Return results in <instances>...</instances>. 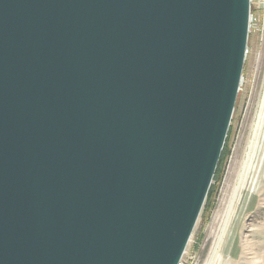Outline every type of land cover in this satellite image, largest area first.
Returning <instances> with one entry per match:
<instances>
[{
    "label": "water",
    "instance_id": "1",
    "mask_svg": "<svg viewBox=\"0 0 264 264\" xmlns=\"http://www.w3.org/2000/svg\"><path fill=\"white\" fill-rule=\"evenodd\" d=\"M251 21L252 0H0V264H181Z\"/></svg>",
    "mask_w": 264,
    "mask_h": 264
},
{
    "label": "rangeland",
    "instance_id": "2",
    "mask_svg": "<svg viewBox=\"0 0 264 264\" xmlns=\"http://www.w3.org/2000/svg\"><path fill=\"white\" fill-rule=\"evenodd\" d=\"M263 101L264 0H252L248 53L226 140L227 155L181 264H264Z\"/></svg>",
    "mask_w": 264,
    "mask_h": 264
},
{
    "label": "trees",
    "instance_id": "3",
    "mask_svg": "<svg viewBox=\"0 0 264 264\" xmlns=\"http://www.w3.org/2000/svg\"><path fill=\"white\" fill-rule=\"evenodd\" d=\"M226 140H227V139H226ZM226 144H227V141H226V143H225V147H224V149H223V151H222V154H221V157H220V160H219V164H218V167H217V170H216V173H215L214 179H218L219 176H220L221 169H222V164H223V162L225 161V157H226V155H227ZM212 193H213V186H211L207 198H209V196H210Z\"/></svg>",
    "mask_w": 264,
    "mask_h": 264
},
{
    "label": "bare ground",
    "instance_id": "4",
    "mask_svg": "<svg viewBox=\"0 0 264 264\" xmlns=\"http://www.w3.org/2000/svg\"><path fill=\"white\" fill-rule=\"evenodd\" d=\"M262 108H264V101H263V104H262ZM224 147H225V145H224ZM249 161H250V159L248 158L247 159V161H246V163H245V167H244V172H243V174H242V178H241V181H240V183H239V187H237V190L240 188V186L242 185V182H243V177L245 176V174H246V171H247V169H248V167H249ZM212 186V185H211ZM238 192V191H237ZM238 194V193H237ZM237 194L235 195V198L233 199V202H232V205L234 204V202H235V199H236V197H237ZM232 212V211H231ZM230 216V215H229ZM227 224V223H226ZM221 242V241H220ZM217 253H218V248L215 250V253H214V256H213V260H215V257H216V255H217ZM212 264V263H211Z\"/></svg>",
    "mask_w": 264,
    "mask_h": 264
}]
</instances>
